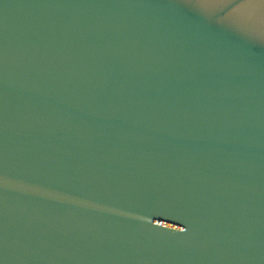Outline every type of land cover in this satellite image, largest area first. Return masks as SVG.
Here are the masks:
<instances>
[{
	"label": "water",
	"instance_id": "water-1",
	"mask_svg": "<svg viewBox=\"0 0 264 264\" xmlns=\"http://www.w3.org/2000/svg\"><path fill=\"white\" fill-rule=\"evenodd\" d=\"M0 264H264V0H0Z\"/></svg>",
	"mask_w": 264,
	"mask_h": 264
}]
</instances>
